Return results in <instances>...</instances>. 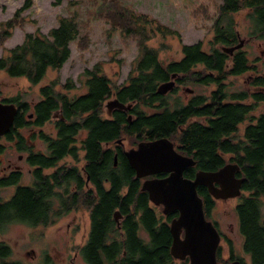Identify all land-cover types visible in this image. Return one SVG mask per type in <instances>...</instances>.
Wrapping results in <instances>:
<instances>
[{"label":"trees","instance_id":"trees-1","mask_svg":"<svg viewBox=\"0 0 264 264\" xmlns=\"http://www.w3.org/2000/svg\"><path fill=\"white\" fill-rule=\"evenodd\" d=\"M29 4L30 0H25L12 16L0 21L3 49L13 29L24 23L21 12ZM106 7L103 15L112 29L118 28L122 35L137 41L139 54L132 61L129 75L124 83L117 84L99 62L84 70L82 93L69 94L74 89L71 79L62 85L68 92L57 88L56 78L39 88L41 99L34 103L32 124L41 125L56 112L59 117L51 120L56 132L39 134L47 142V151L30 155L35 167L33 184L19 185L11 200L1 204L5 216L37 222L47 220L53 208L59 210L58 214L81 210L88 215L85 252L90 264H176L170 253L169 223L177 213L171 212L162 219L117 144V139L128 138L134 145L166 136L183 153L192 155L195 168L216 170L228 162L239 165L236 175L243 177V183L234 210L248 261L233 254L229 242L230 257L222 258L218 246L217 262L264 264V112L253 114L264 102V74L241 47L231 55L222 50V46L238 43L239 23L235 16L241 12L248 20L244 26L248 37L264 39V0H221L212 23L210 49L205 50L200 41L181 43V57L169 61L160 58L162 47L151 46L147 41L158 35H177L174 29L147 13L135 12L120 0H112ZM76 13L60 16L57 25L46 34L26 32L21 43L6 48L7 53L0 55V70L10 77L23 76L33 85L41 81L48 69L59 70L69 56L72 41L79 37L83 48L89 42L86 35L79 36ZM248 71L254 74L250 82L253 89L229 91L227 78ZM173 73L179 77L177 87L192 83L215 88L208 94H194L188 103L175 91L158 93L159 83L170 79ZM110 98L132 103L131 109L116 108L109 115L104 106ZM1 100L14 102L19 109L6 139L20 148L24 142L20 132L22 115L30 104L21 95ZM68 156L73 158V164H59ZM57 162L54 172H41ZM18 178V174L1 177L0 186L15 183ZM197 192L208 218L213 198L203 186L197 187ZM116 209L124 215L119 223L113 216ZM140 230L148 234L147 239L140 236ZM178 264H188V258Z\"/></svg>","mask_w":264,"mask_h":264},{"label":"rangeland","instance_id":"rangeland-1","mask_svg":"<svg viewBox=\"0 0 264 264\" xmlns=\"http://www.w3.org/2000/svg\"><path fill=\"white\" fill-rule=\"evenodd\" d=\"M74 1L75 3H71ZM112 0H30L29 8L21 12L24 23L13 29L12 36L8 38L3 46L0 47V55L6 54V48H12L22 42L26 32L40 31L47 33L48 30L58 23L60 16H72L74 11L77 13V24L79 27V36L86 35L88 44L83 48L78 43V38L69 44L70 53L66 61L59 70L48 69L45 76L36 85L31 84L27 78L10 77L4 71L0 70V99L4 97H12L21 95L24 101L34 102L39 100L41 95L39 88L53 79H58L59 90L67 79H71L74 89L69 94H77L85 91L83 81L85 79L83 72L91 69L94 64L102 62L100 67L102 70L117 84L126 81L132 68V61L139 54L137 41L130 36H124L117 29H112L110 22L103 12L106 6ZM125 6L130 7L135 12L147 13L157 18L161 23L167 25L177 32V35H161L151 38L149 45L162 47L159 52L160 58L166 61L179 59L181 57V43L192 44L200 41L205 50L210 49V40L213 35L212 23L217 15L218 5L221 0H120ZM25 0H0V21L12 16L15 10L20 7ZM235 19L239 23L237 26L239 38L244 40L241 47L246 52L252 64L258 65V70L264 72V39L249 38L246 34L245 25L248 20L243 12L237 14ZM238 38V39H239ZM167 44L168 46H163ZM229 63H231L229 61ZM201 68L197 66V69ZM250 75L245 73L240 76H229L225 81L229 91H238L248 88ZM194 89V93L208 94L215 87L213 85H201L187 83L178 86L175 95H179L184 101L186 91L184 87ZM65 92L67 90H64ZM68 92V91H67ZM190 95H188L189 97ZM172 95L170 101H172ZM111 99V98H110ZM109 100V99H108ZM105 101L106 102L108 101ZM251 101V100H249ZM170 107V106H169ZM106 112V105L104 106ZM264 112V103L259 104L253 114ZM244 124H241L242 128ZM44 131L50 135L54 134L52 123L44 126ZM27 134V131H23ZM5 137L0 138L1 152L0 154V170L7 163L19 164L22 170L23 183H29L31 175L28 166L24 161L18 159V154H24L12 148ZM37 146L44 149L41 140H37ZM124 147L128 149L133 146L128 138L123 139ZM135 145V144H134ZM12 154V155H11ZM65 162H70V157L64 158ZM22 185V180L18 185ZM13 187H0V194L7 196ZM214 203L209 211L208 218L215 221L222 239L219 242L220 255L227 256L230 244L233 254L243 257L248 261V256L243 250V237L238 230V217L234 210V206L238 200L237 197L227 200L213 199ZM161 207L157 208V212L161 213ZM72 222L76 227L75 240L77 244H82L88 235L89 222L88 215L79 210L74 213L67 214L58 220L59 233L55 236L59 238V243L68 237L64 231L65 225ZM51 233V231L49 232ZM48 233V234H49ZM4 237L21 238L26 237L25 229L20 224H11L7 226ZM72 237V236H70ZM230 242V244H229ZM76 261H78L76 259ZM180 260H176V264Z\"/></svg>","mask_w":264,"mask_h":264},{"label":"water","instance_id":"water-1","mask_svg":"<svg viewBox=\"0 0 264 264\" xmlns=\"http://www.w3.org/2000/svg\"><path fill=\"white\" fill-rule=\"evenodd\" d=\"M243 43L244 40L239 38L237 44L222 46V50L231 55ZM176 75L173 73L170 79L159 83L157 92L165 94L172 90ZM186 90L191 91L189 87ZM131 105L111 98L106 102L107 113L110 115L116 108L128 110ZM17 112L14 102L0 100V136L10 130ZM131 117L128 114V119ZM117 143H122V139H117ZM124 154L138 178L158 172L167 173L163 177L146 178L141 189L147 191L152 203L163 205L164 214L178 211L169 225L172 236L171 255L178 260L188 258L189 264H218L216 251L220 234L214 223L205 216L197 186H205L214 199L237 197L243 183V177L236 175L239 165L228 162L216 170H197L194 178H187L183 175L184 169L193 166L196 161L178 152L174 142L166 136L141 140L137 146L126 149ZM116 162L115 154L114 164ZM113 216L119 223V210H115Z\"/></svg>","mask_w":264,"mask_h":264},{"label":"flooded vegetation","instance_id":"flooded-vegetation-1","mask_svg":"<svg viewBox=\"0 0 264 264\" xmlns=\"http://www.w3.org/2000/svg\"><path fill=\"white\" fill-rule=\"evenodd\" d=\"M245 73H248V75H250V77H251L250 82H251L252 76L254 74L251 71H248ZM245 73H243V74H245ZM243 74H240V75H243ZM261 74H264V72ZM240 75H237V76H240ZM177 76L178 75H176V77L174 78V81H175L174 88L172 90L168 91L167 93L163 94V95L170 94L173 91H175V92L178 91L179 88L177 87V80L179 77H177ZM250 82L248 83V88H246L249 91L253 89L250 85ZM186 87H184L185 88L184 90L186 91L185 93H186L187 98L183 101L184 103H188L190 101L191 97H193L194 94H197V93H194L193 88H190L191 91H187ZM254 90H256V88ZM188 95H190V96L188 97ZM40 99H41V97H40ZM39 100H36L34 102H28L30 104V109L28 111H25L22 115L24 121L20 127V132H21L22 136L24 137V142H22V144L20 145V148L18 147V145L15 142L9 143L13 149L18 150V151H22L24 153V154H18V159L20 161H24L26 163V165L28 166V171L31 175V179H30L29 183H23L22 170H21V166H19V164L7 163L4 167H2V169L0 170V178L6 177V176L12 175V174H18L19 178L15 183H12V184H9L6 186H0L3 188L4 187H13L14 188V189H12V191L7 196L0 194V206H1V204L11 200V198L16 193V189L19 186L18 183L20 182V180H22L23 186H30L33 184L35 167L32 165L31 161L29 160V157L32 153H35V154H38L39 152L40 153H44V152L46 153V151H47V148H48L47 142L44 141L43 139L39 138V134L41 132L45 133L46 131H44V126L51 124L52 123L51 120H54V119L58 118L59 116H58V113L52 112L51 117L47 121L42 123L41 125L37 126V125L32 124L34 117H35L33 106H34V103L38 102ZM261 103H264V102H260V104ZM129 109H131V108H129ZM18 111H19V109H18ZM112 111H111V114H112ZM129 114H131V113H129ZM52 127H53L54 133H55L56 129H55V126L53 123H52ZM23 131H27V134H24ZM6 134L1 135L0 138H2V137L6 138ZM153 139H155V138H153ZM37 140L42 141V143L44 144V149L37 146V144H38ZM7 141H9V140H7ZM137 143L133 146H137ZM117 144L119 146H121L122 153L124 154V151L126 150V148L124 147L123 141H122V143H117ZM1 146L2 145H0V154H2ZM174 146L178 152L182 153L183 155H188V154L183 153L176 146L175 142H174ZM124 156H125V154H124ZM188 156L192 157V155H188ZM68 157H70V156H68ZM70 158L72 159V161L69 162L71 165L74 163V160L72 157H70ZM64 162L65 161L63 158L62 161L59 162V164L64 163ZM195 166H196V164H194L193 166H189V167L185 168L183 171V175L187 178H194L196 171L200 170V168H195ZM57 167H58V162L55 166H49V167L43 168L41 172L43 174H49L51 172H54ZM166 175H167L166 172H158L155 174L140 177L139 179H140L141 185H142L143 180H145L146 178L163 177ZM199 186H203V185H199ZM199 186H197V187H199ZM203 187H205V186H203ZM216 200H219V199H216ZM220 200H222V199H220ZM224 200H227V199H224ZM150 203L155 208L156 212H157V208H159V207H161V209L163 210L162 204L156 205V204L152 203L151 201H150ZM6 209H7V207H6ZM53 209L54 210L51 211V214L48 216L47 220H43V218H42L37 222H28L26 220L7 219V216H5V214H4L6 212L4 210H2V207H0V210L3 211L2 214L0 215V264H90V259L88 257H86V255H88V254H87V252H85V244L87 243L88 236L86 237V240L82 244H77L76 240H75V236H74L76 233V227H75V225L74 226L72 225V222H68L65 225L64 231L66 232L68 237L66 239H64L62 241V243H59V238L55 236L57 233H59V230H60L58 220L61 219L63 216H66L67 214L74 213L75 210L71 209L69 211H63L62 213L58 214L57 212L59 210H57L55 208H53ZM116 210H118V209H116ZM162 210H161V213H159V212H157V213L159 215H161L162 219H167L169 213L164 214ZM12 212L13 211H11L10 213H12ZM173 212H176L178 214V211H173ZM7 213H9V212H7ZM54 214H58V215H54ZM120 220L121 221L124 220V215L121 213H120L119 222H120ZM170 222H171V220H170ZM213 222L216 225V222L215 221H213ZM11 224L22 225L23 229H25L26 237H21V238L4 237V233H5V230L7 229V226H9ZM169 225H170V223H169ZM216 227H217V225H216ZM217 230H218V228H217ZM50 231H51V233H49ZM139 234L144 240L147 239V237H148V234L144 230H140ZM219 234H220V232H219ZM70 236H72V237H70ZM221 239H222V237L220 234V240ZM228 250H229V253L227 256H223L224 259H228L230 257V247ZM76 259L78 261H76Z\"/></svg>","mask_w":264,"mask_h":264}]
</instances>
